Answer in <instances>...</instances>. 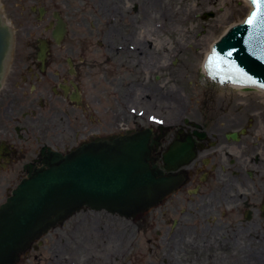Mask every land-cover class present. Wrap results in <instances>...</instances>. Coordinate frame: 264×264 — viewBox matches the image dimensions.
Instances as JSON below:
<instances>
[{
  "label": "flooded vegetation",
  "instance_id": "1",
  "mask_svg": "<svg viewBox=\"0 0 264 264\" xmlns=\"http://www.w3.org/2000/svg\"><path fill=\"white\" fill-rule=\"evenodd\" d=\"M6 4L0 0L1 22L11 31L0 64V206L28 173L46 167L50 152L66 155L85 143L144 130L150 165L176 178L155 205L129 218L84 204L35 235L11 264H103V234L113 230L107 221L119 218L139 233L153 230L168 252L186 247L197 264H212L217 251L224 252L225 264L264 262V102H215L213 89L228 96L229 87L215 84L204 69L207 84L195 109L165 117L163 74L178 56L168 57L167 40L154 42L151 35L157 9L164 11L155 23L159 29L204 28L213 19L228 31L247 11V0H16L18 17L27 21L24 37L7 21ZM89 13L99 20L107 15L108 22L105 29L96 26L97 36L82 31L76 53L69 29L82 28ZM199 36L193 33L185 45L198 44ZM104 42L111 53H87L89 45ZM175 141L191 146L194 155L166 168L163 156ZM135 244L136 238L126 246L133 256Z\"/></svg>",
  "mask_w": 264,
  "mask_h": 264
},
{
  "label": "water",
  "instance_id": "2",
  "mask_svg": "<svg viewBox=\"0 0 264 264\" xmlns=\"http://www.w3.org/2000/svg\"><path fill=\"white\" fill-rule=\"evenodd\" d=\"M247 19L231 27L213 46L211 54L215 51L225 66L207 68L222 80L237 81L227 82L228 86L257 84L264 90V15L253 24L246 23ZM10 37L0 19V64ZM203 76L202 70L200 80L205 85ZM148 137L144 130L110 142L85 143L66 155L50 152L44 158L47 167L28 173L0 206V264H11L35 235L84 204L126 217L155 205L171 191L176 178L161 176L162 171L150 165ZM193 155L191 146L175 141L163 156L165 167L174 169Z\"/></svg>",
  "mask_w": 264,
  "mask_h": 264
},
{
  "label": "rangeland",
  "instance_id": "3",
  "mask_svg": "<svg viewBox=\"0 0 264 264\" xmlns=\"http://www.w3.org/2000/svg\"><path fill=\"white\" fill-rule=\"evenodd\" d=\"M16 0H7L5 13L7 15V21L14 25V27L18 28L17 36H25L27 35V21L23 17H18L19 12H16L17 7L15 4ZM1 3H4V0H1ZM155 14L152 17V31L151 35L154 37V42L160 41L161 38H165L167 40V54L168 57L171 56V53L178 56V61L174 65H167V72H164V78L162 80L163 87L165 94L167 95V103H165L164 114L165 117H176L178 113H181L183 116L188 115L191 111L195 109V100H199L198 96L201 97L200 91L204 90V85L200 80V74L203 70V59L206 56V52H208L210 48V43L217 38L224 26H217V24L212 25L211 20H209V25L201 28L198 25H190L183 26L178 28L172 27H157L155 23H159L161 20V16L164 11L156 10ZM162 13V14H161ZM247 11L243 12L242 15L237 16V19H242L243 15H245ZM182 14V13H180ZM230 15V11L225 12L219 16V20H226L225 18ZM24 17H28L31 19V14L27 13ZM96 15L89 13L88 19L86 23L82 24V28L79 24H72L71 28L69 29L68 37L71 38L72 49L74 52H80V40L82 31H87L89 34L96 35V26L100 29H105V23L108 22V16L106 15L103 18H95ZM159 17V18H158ZM79 19V18H78ZM80 20H78V23ZM103 24V25H102ZM214 26V27H213ZM193 33H198L201 37V40L198 44H187L185 45L184 42H187L188 39L192 36ZM37 36V33H34ZM113 37H115L113 35ZM97 38V37H96ZM182 40L183 43L181 45H177L179 39ZM205 39V40H204ZM96 42V39L94 40ZM105 43V42H104ZM93 46L89 45L87 53H102L105 56L106 53H111L112 51L109 50L108 44L105 43L103 46L100 44H92ZM153 48L157 52H159L158 44ZM123 51L119 53L122 55ZM98 58V56H94ZM110 57H113L112 55ZM125 57V56H124ZM90 58V56H88ZM214 94L213 100L216 102L221 100L222 97L224 99H229L230 101H239V100H246V101H262L264 102V94L256 92V91H248L244 92L242 90H236L235 88L230 90L229 88L227 91L230 94L222 95L219 94L221 91L220 89H213ZM179 99V101H177ZM108 103V102H107ZM107 106L104 103V107ZM264 106V105H262ZM137 123H143L141 119L136 120ZM102 212V211H101ZM112 231H105L103 234L104 244L103 246V264H197L193 260V254L191 251L185 250L186 247L181 250L179 247L177 250L173 248L171 251H167V248L164 246V243L161 241L163 240L162 237H158L155 232L147 233H139V231H135V226L124 218H119L116 221L114 219V224L107 221ZM116 230V231H115ZM131 232H133V237L131 236ZM156 237V238H155ZM187 237V236H185ZM136 238V248H134V256H133V248L129 250L126 249L128 241L131 239ZM148 239L158 240L156 245L151 244L148 242ZM125 248L124 251H122ZM118 256L119 260L111 259L110 256ZM225 254L223 251L216 252V260L212 262V264H225L224 259ZM260 260V259H257ZM264 261V260H263ZM203 263V262H202ZM201 263V264H202ZM207 264V263H203ZM258 264H264L258 263Z\"/></svg>",
  "mask_w": 264,
  "mask_h": 264
},
{
  "label": "snow or ice",
  "instance_id": "4",
  "mask_svg": "<svg viewBox=\"0 0 264 264\" xmlns=\"http://www.w3.org/2000/svg\"><path fill=\"white\" fill-rule=\"evenodd\" d=\"M250 3L253 6V11L249 15L246 23L253 24L261 15H264V0H250ZM228 55L230 56L231 53H228ZM225 64L226 61H224L215 51H213L207 60L209 68H216L219 70L223 68Z\"/></svg>",
  "mask_w": 264,
  "mask_h": 264
},
{
  "label": "bare ground",
  "instance_id": "5",
  "mask_svg": "<svg viewBox=\"0 0 264 264\" xmlns=\"http://www.w3.org/2000/svg\"><path fill=\"white\" fill-rule=\"evenodd\" d=\"M247 13H249V11L252 9V6H251V4L250 3H247ZM240 22H241V20H240ZM236 24H238V23H236ZM227 29L228 28H224L223 30H222V32H221V34L217 37V38H215V40H213L211 43H210V48L211 47H213L212 45H214V42L215 41H217V39L221 36V35H223L226 31H227ZM209 48V49H210ZM208 49V50H209ZM208 52H206V54H207ZM206 57V56H205ZM205 59V58H204ZM203 64H204V61H203ZM203 69H205V65H204V67H203ZM244 86H246V89H243L244 88ZM229 88H230V90H232V89H236V90H246V91H250V90H255V91H259L260 93H262V94H264V90L262 89V88H260V86H257V85H249V84H229V86H228ZM252 87H255V88H253V89H250V88H252ZM248 88V89H247ZM257 88V89H256ZM175 169V168H174ZM158 202V201H157Z\"/></svg>",
  "mask_w": 264,
  "mask_h": 264
}]
</instances>
